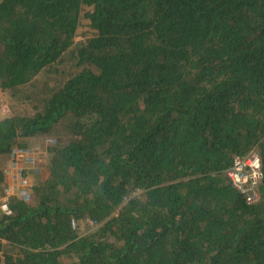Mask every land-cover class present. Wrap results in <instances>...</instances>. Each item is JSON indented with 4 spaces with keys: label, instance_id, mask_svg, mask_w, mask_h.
<instances>
[{
    "label": "trees",
    "instance_id": "obj_1",
    "mask_svg": "<svg viewBox=\"0 0 264 264\" xmlns=\"http://www.w3.org/2000/svg\"><path fill=\"white\" fill-rule=\"evenodd\" d=\"M1 92L32 110L0 118L4 197L12 151L57 143L0 264H264V0H1Z\"/></svg>",
    "mask_w": 264,
    "mask_h": 264
},
{
    "label": "built area",
    "instance_id": "obj_2",
    "mask_svg": "<svg viewBox=\"0 0 264 264\" xmlns=\"http://www.w3.org/2000/svg\"><path fill=\"white\" fill-rule=\"evenodd\" d=\"M50 142L55 141L49 139ZM36 154L34 149L15 148L8 162L5 176L9 182L7 196L1 208L11 213L8 207V199L17 196L29 200V187L31 186L27 175L31 169H36ZM226 174L235 188L244 194L248 203L256 202L259 199L258 187L262 179V161L256 150L246 156H236Z\"/></svg>",
    "mask_w": 264,
    "mask_h": 264
},
{
    "label": "rangeland",
    "instance_id": "obj_3",
    "mask_svg": "<svg viewBox=\"0 0 264 264\" xmlns=\"http://www.w3.org/2000/svg\"><path fill=\"white\" fill-rule=\"evenodd\" d=\"M1 1V0H0ZM32 110L31 108L22 103L21 100L15 99L12 97V95L9 92H1L0 93V118L5 117V116H9V115H13L15 113L17 114H31ZM49 139H54L55 141L50 142ZM57 140L55 137H48V138H44V139H38L36 141H34V144L32 145V148L34 147V152L36 155L40 156L42 159H44L43 157H45L44 155L46 154V148L49 145L52 144H56ZM43 156V157H42ZM40 159V158H39ZM42 159L40 161H42ZM8 159H7V164H8ZM6 164V165H7ZM38 172H33L34 169H31L30 172V176L27 175V178L30 181V178L32 177L34 179V181L37 180V178L42 174V169L40 167V163H38ZM6 168V167H5ZM34 183V182H33ZM5 189H0V209L1 206L3 204L4 201V195H5ZM138 194V193H137ZM31 199V197L29 198V200ZM76 227L79 228V230H81V232L83 233H88L94 229H96V226L89 222H82V223H78L76 222Z\"/></svg>",
    "mask_w": 264,
    "mask_h": 264
},
{
    "label": "crops",
    "instance_id": "obj_4",
    "mask_svg": "<svg viewBox=\"0 0 264 264\" xmlns=\"http://www.w3.org/2000/svg\"><path fill=\"white\" fill-rule=\"evenodd\" d=\"M33 182H34V179L31 177V178H30V184L32 185Z\"/></svg>",
    "mask_w": 264,
    "mask_h": 264
}]
</instances>
